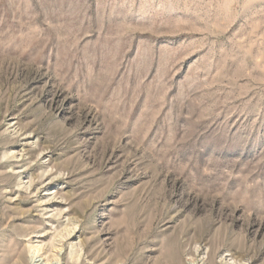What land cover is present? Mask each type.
I'll list each match as a JSON object with an SVG mask.
<instances>
[{"label":"rangeland","instance_id":"374dc122","mask_svg":"<svg viewBox=\"0 0 264 264\" xmlns=\"http://www.w3.org/2000/svg\"><path fill=\"white\" fill-rule=\"evenodd\" d=\"M0 264H264V0H0Z\"/></svg>","mask_w":264,"mask_h":264},{"label":"bare ground","instance_id":"6f19581e","mask_svg":"<svg viewBox=\"0 0 264 264\" xmlns=\"http://www.w3.org/2000/svg\"><path fill=\"white\" fill-rule=\"evenodd\" d=\"M36 252H39V249L38 248H36Z\"/></svg>","mask_w":264,"mask_h":264}]
</instances>
